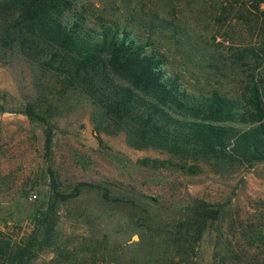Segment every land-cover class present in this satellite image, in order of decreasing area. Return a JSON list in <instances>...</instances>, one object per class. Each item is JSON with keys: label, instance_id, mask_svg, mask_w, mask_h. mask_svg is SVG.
I'll return each mask as SVG.
<instances>
[{"label": "rangeland", "instance_id": "rangeland-1", "mask_svg": "<svg viewBox=\"0 0 264 264\" xmlns=\"http://www.w3.org/2000/svg\"><path fill=\"white\" fill-rule=\"evenodd\" d=\"M77 3L97 17L132 12L136 19L156 12L189 26L199 45L193 59L165 32L155 36L153 48L164 52L168 74L194 95L221 87L239 96L242 78L231 76L224 63L243 46L264 45L262 5L253 11L239 0L215 7L209 0ZM204 48L225 77L203 74ZM27 101L45 123L18 111ZM0 102L12 109L0 111V234L34 241L37 252L27 264H264V163L225 172L202 162L194 170L144 165V158L169 155L131 147L123 132H107L103 114L88 97L61 88L53 75L3 49ZM51 180L62 194L78 182H96L108 188L109 198L84 187L60 200ZM210 210L217 211L216 219L202 224L199 216ZM33 214L46 220V231L38 229ZM41 241L47 244L39 246Z\"/></svg>", "mask_w": 264, "mask_h": 264}, {"label": "trees", "instance_id": "trees-1", "mask_svg": "<svg viewBox=\"0 0 264 264\" xmlns=\"http://www.w3.org/2000/svg\"><path fill=\"white\" fill-rule=\"evenodd\" d=\"M79 1L0 0V49L20 54L53 75L61 88H76L88 97L103 114L107 132H123L131 147L154 148L169 155L144 158L140 161L144 165L194 170L202 162L215 172H225L264 163V45L243 46L224 63L231 76L242 78L239 96L221 87L194 95L168 74L164 52L153 48L155 36L165 32L185 46L193 59L199 45L189 26L156 12L136 19H131L132 12L130 17L122 13L97 17L77 8ZM234 1L238 0H209V4ZM239 1L253 11L262 5L264 18V0ZM200 55L203 74L225 77L224 68L207 49ZM5 110L12 109L0 102V111ZM18 111L46 122L31 101ZM50 137L46 130L45 152ZM51 186L60 200L76 196L84 187L98 189L103 199L109 198L108 188L96 182H78L68 194L56 191L53 180ZM207 212L199 216L202 224L217 217L216 210ZM32 219L46 231V220L36 214ZM36 252L34 241H10L0 234V264H27Z\"/></svg>", "mask_w": 264, "mask_h": 264}, {"label": "built area", "instance_id": "built-area-1", "mask_svg": "<svg viewBox=\"0 0 264 264\" xmlns=\"http://www.w3.org/2000/svg\"><path fill=\"white\" fill-rule=\"evenodd\" d=\"M34 197V195H32Z\"/></svg>", "mask_w": 264, "mask_h": 264}]
</instances>
